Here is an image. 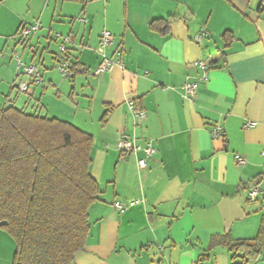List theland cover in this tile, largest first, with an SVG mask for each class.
Masks as SVG:
<instances>
[{
  "label": "crops",
  "instance_id": "crops-1",
  "mask_svg": "<svg viewBox=\"0 0 264 264\" xmlns=\"http://www.w3.org/2000/svg\"><path fill=\"white\" fill-rule=\"evenodd\" d=\"M36 22L40 30L22 46L21 28ZM103 31L111 33L108 57L125 49L123 68L94 75ZM200 32L208 37L196 43ZM55 34L71 40V79L56 69L65 54ZM19 52L42 76L22 96L11 87ZM188 82L196 83L192 100L183 97ZM10 104L93 137L90 173L100 194L74 264H233L221 247L206 252L212 237L256 236L264 217V0H0V106ZM216 126L222 136L213 139ZM122 135L151 143L145 169L136 164L141 152L117 151ZM255 186L261 194L249 201ZM14 249L0 229V264H11Z\"/></svg>",
  "mask_w": 264,
  "mask_h": 264
},
{
  "label": "trees",
  "instance_id": "trees-1",
  "mask_svg": "<svg viewBox=\"0 0 264 264\" xmlns=\"http://www.w3.org/2000/svg\"><path fill=\"white\" fill-rule=\"evenodd\" d=\"M223 39L229 46L231 35ZM92 148L93 137L68 122L0 106V229L15 246L11 264H74L100 194ZM217 247L233 264H264V217L254 238L212 237L206 252Z\"/></svg>",
  "mask_w": 264,
  "mask_h": 264
},
{
  "label": "built area",
  "instance_id": "built-area-1",
  "mask_svg": "<svg viewBox=\"0 0 264 264\" xmlns=\"http://www.w3.org/2000/svg\"><path fill=\"white\" fill-rule=\"evenodd\" d=\"M80 21L82 23H86L84 19H81ZM40 28L41 25L38 22L34 23L33 25H29L21 28L18 35L19 43L22 46L28 47L30 39L40 30ZM207 37L208 34L206 32H200L194 36V41L196 43H201V41ZM55 39L61 41V44L59 46V54L64 55L66 52V47L71 44L70 38L62 37L59 34H55ZM110 43H111V33L108 31H103L100 37L99 47H98V51L100 53L101 58L94 70V75L107 73L114 65H119L121 68H123L122 63L119 60V57L125 51V49L123 47H120L115 52L118 59L113 60L112 58L108 57L104 52L106 47L109 46ZM15 60L17 62L16 78L11 87L13 90H16L18 94L27 95L34 84L42 81L41 73L35 65L25 64L21 59L20 52L15 54ZM197 66L203 70L206 69V66L204 65L203 62H198ZM56 69L64 79H70L73 76L69 63L65 58V56H62L59 59L58 64L56 65ZM203 79H206L205 74L203 76ZM182 92H183V97L185 99L192 100L196 94V83L195 82L186 83L182 88ZM129 105L133 109L135 118L137 120L143 121L146 118V113L144 110L136 108L133 102H130ZM253 125L254 123H249L245 127H249ZM211 136L213 139L221 137L222 136L221 128L218 126L214 127L211 130ZM116 149L120 153H126V154H136L138 152H141L143 156L139 158L136 162L137 167L141 170L146 168L147 159L150 158L155 152L151 143L145 142L144 145H140L137 144L134 139L129 138L125 135H122L118 140ZM262 155L264 156V150L262 151ZM235 160L238 165H244L246 162L245 158L242 156H236ZM260 194L261 193L258 186H255L250 189L248 193V197L251 200H257ZM139 203L140 201L135 200L130 202L129 206H133ZM113 207L119 213H123L127 209L126 206L122 205L118 201L114 203Z\"/></svg>",
  "mask_w": 264,
  "mask_h": 264
},
{
  "label": "rangeland",
  "instance_id": "rangeland-1",
  "mask_svg": "<svg viewBox=\"0 0 264 264\" xmlns=\"http://www.w3.org/2000/svg\"><path fill=\"white\" fill-rule=\"evenodd\" d=\"M14 92H15V94L14 95H16V93H17V91L16 90H14ZM20 96H22V95H20ZM2 102V101H1ZM44 114H41V116H43Z\"/></svg>",
  "mask_w": 264,
  "mask_h": 264
}]
</instances>
